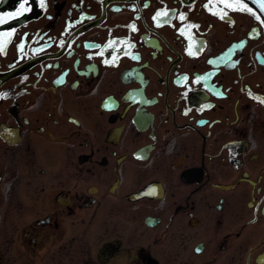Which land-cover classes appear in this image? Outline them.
Here are the masks:
<instances>
[{
    "label": "flooded vegetation",
    "instance_id": "1",
    "mask_svg": "<svg viewBox=\"0 0 264 264\" xmlns=\"http://www.w3.org/2000/svg\"><path fill=\"white\" fill-rule=\"evenodd\" d=\"M261 3L0 0V264H264Z\"/></svg>",
    "mask_w": 264,
    "mask_h": 264
},
{
    "label": "snow or ice",
    "instance_id": "2",
    "mask_svg": "<svg viewBox=\"0 0 264 264\" xmlns=\"http://www.w3.org/2000/svg\"><path fill=\"white\" fill-rule=\"evenodd\" d=\"M21 7L23 8V5H21ZM242 7H244V6H242ZM261 7L264 8V3H261ZM245 10H247V11H251L250 9H246V8H245ZM158 15H165V16H166L167 13H166V12H165V13H159ZM180 19L183 20L184 17L181 16ZM3 22H4V21H3L2 19H0V23H3ZM133 30H135V29H133ZM8 35L10 36L11 33H9ZM2 51H3V47H2V45H0V52H2Z\"/></svg>",
    "mask_w": 264,
    "mask_h": 264
}]
</instances>
